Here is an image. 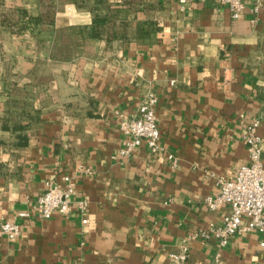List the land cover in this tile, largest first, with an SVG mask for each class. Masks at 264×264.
I'll list each match as a JSON object with an SVG mask.
<instances>
[{
	"label": "crops",
	"instance_id": "0c3cea01",
	"mask_svg": "<svg viewBox=\"0 0 264 264\" xmlns=\"http://www.w3.org/2000/svg\"><path fill=\"white\" fill-rule=\"evenodd\" d=\"M96 1L0 0V223L21 228L0 231V264H176L186 242L187 264H264L257 229L191 238L229 212L205 198L248 161L246 125L264 136V0L238 18L217 0H116L103 30ZM148 92L161 150L123 157L119 123ZM65 177L70 212L38 216Z\"/></svg>",
	"mask_w": 264,
	"mask_h": 264
},
{
	"label": "built area",
	"instance_id": "2783aa9c",
	"mask_svg": "<svg viewBox=\"0 0 264 264\" xmlns=\"http://www.w3.org/2000/svg\"><path fill=\"white\" fill-rule=\"evenodd\" d=\"M181 8H184L188 0H178ZM229 7L233 18H238L244 11V0H217ZM263 0H256L257 6ZM257 9V8H256ZM158 97L153 92H148L140 104L137 113L129 117H122L119 123L124 136L123 146L119 154L123 157H131L135 150L146 144L152 154L161 150V133L156 116ZM261 119L256 118L245 127L243 140L246 144L248 161L239 166L230 177L217 178V192L209 195L205 201L209 209L217 210L226 205L229 212L219 222H212L208 228L195 233L191 238L216 239L220 247L225 246L229 240L239 232H247L257 229L263 233L261 245L264 246V136L258 133ZM174 159L173 154L168 155ZM66 183L61 185L54 179L46 182V188L39 194L33 204L38 216L50 218L55 213L66 215L70 212L74 195L75 183L69 178H64ZM80 207L84 209L86 202L81 201ZM27 211H20L19 216L26 217ZM0 231L8 238L17 237L20 225L3 221L0 223ZM190 249L187 242L181 246L177 254L172 255L176 264H187Z\"/></svg>",
	"mask_w": 264,
	"mask_h": 264
},
{
	"label": "trees",
	"instance_id": "16d2710c",
	"mask_svg": "<svg viewBox=\"0 0 264 264\" xmlns=\"http://www.w3.org/2000/svg\"><path fill=\"white\" fill-rule=\"evenodd\" d=\"M127 0H125L124 2H126ZM79 0H75V3L77 5H84L85 3H79ZM124 3H122L123 5ZM114 6L113 4L107 2V0H97L95 2V6L92 7L94 14V19H93V26H95L97 28V30H103L104 26H107L109 20H111V12L113 11ZM103 10L106 11V13H103ZM116 10V9H115ZM120 12H122V10H120ZM116 15H119V12L117 11L115 13ZM72 33H82V30L80 28H72L71 29ZM68 49L65 48H61L60 49V56L61 55H67L69 51H67Z\"/></svg>",
	"mask_w": 264,
	"mask_h": 264
},
{
	"label": "rangeland",
	"instance_id": "374dc122",
	"mask_svg": "<svg viewBox=\"0 0 264 264\" xmlns=\"http://www.w3.org/2000/svg\"><path fill=\"white\" fill-rule=\"evenodd\" d=\"M80 2L79 3H86V0H79ZM107 2H109V3H111V4H113V6H114V9H113V11L111 12V20H109V22H108V27H110V28H113V26H114V19H115V17L117 16L115 13L118 11L119 12V14L121 13L120 12V10H122V8H121V6H119L120 5V3L119 2H117L116 0H107ZM93 6H95L94 4H93ZM116 9V10H115ZM122 23V25H126L125 23H123V22H121Z\"/></svg>",
	"mask_w": 264,
	"mask_h": 264
}]
</instances>
